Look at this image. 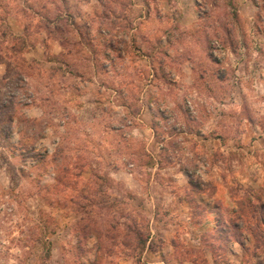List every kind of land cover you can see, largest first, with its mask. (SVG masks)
<instances>
[{
	"label": "rangeland",
	"instance_id": "obj_1",
	"mask_svg": "<svg viewBox=\"0 0 264 264\" xmlns=\"http://www.w3.org/2000/svg\"><path fill=\"white\" fill-rule=\"evenodd\" d=\"M263 200L264 0H0V264H264Z\"/></svg>",
	"mask_w": 264,
	"mask_h": 264
},
{
	"label": "trees",
	"instance_id": "obj_2",
	"mask_svg": "<svg viewBox=\"0 0 264 264\" xmlns=\"http://www.w3.org/2000/svg\"><path fill=\"white\" fill-rule=\"evenodd\" d=\"M199 4V2H197V5ZM200 13H201V11H199ZM239 207H240V204H239ZM259 207L260 208H262V209H264V200H263V202L262 203H260V205H259ZM241 212V211H240ZM244 212V211H243ZM86 213H84L83 215H81V216H79L78 217V226H79V228H77V230H76V233H77V235H78V237H82V236H85V235H87L86 237H88V236H93V237H95L96 239L97 238H99L98 240H99V245L97 246V249L98 250H100V248H102V245H101V243L103 242V240L102 239H100V238H102V237H104L105 239H113V234L112 235H110L109 233H108V231H107V228L105 229L104 227H105V224H104V229H100L99 227H98V229H96V231L95 232H93V230H91V229H93L94 228V226L93 225H90V222H89V220L91 221V219L88 217V216H86L85 215ZM241 216L242 217H244V214L243 213H241V215L238 217V218H241ZM252 218L255 220V218H254V216H252ZM118 223V222H117ZM135 223H137V222H135ZM257 223H258V226L260 225V226H262V227H264V217H262L260 220H257ZM120 223H118V224H116V225H114L112 228H113V230H116V229H119L118 227H120V226H122V229H123V235H126L125 233H128L130 230H129V227H130V225H128V224H126V223H122L120 226ZM117 227V228H116ZM132 228H135V226L134 227H132ZM259 228V227H258ZM119 231V230H118ZM134 231V230H133ZM135 234H137V245H135V247L137 246V247H142V246H145V247H147L148 246V244H146V242H147V238H145V239H143L142 238V232L140 231V230H137L136 231V233ZM126 244V243H125ZM145 247H143V248H145ZM103 248H105V247H103ZM134 249H136V248H134ZM97 257V256H96ZM97 259H98V257H97ZM81 264H87V263H85L84 261H82L81 260Z\"/></svg>",
	"mask_w": 264,
	"mask_h": 264
},
{
	"label": "crops",
	"instance_id": "obj_3",
	"mask_svg": "<svg viewBox=\"0 0 264 264\" xmlns=\"http://www.w3.org/2000/svg\"><path fill=\"white\" fill-rule=\"evenodd\" d=\"M197 18V17H196ZM39 46V45H38ZM40 48V47H39ZM32 51H33V53L35 54V51H36V49L34 48V49H32ZM31 51V52H32ZM32 54V53H31ZM31 59H33V58H31Z\"/></svg>",
	"mask_w": 264,
	"mask_h": 264
}]
</instances>
